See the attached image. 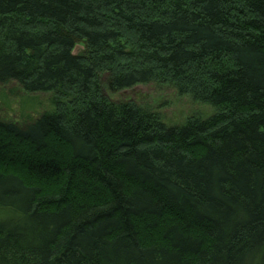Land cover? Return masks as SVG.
Here are the masks:
<instances>
[{
	"label": "trees",
	"instance_id": "trees-1",
	"mask_svg": "<svg viewBox=\"0 0 264 264\" xmlns=\"http://www.w3.org/2000/svg\"><path fill=\"white\" fill-rule=\"evenodd\" d=\"M10 83L0 264H264V0H0ZM150 84L215 113L104 93Z\"/></svg>",
	"mask_w": 264,
	"mask_h": 264
},
{
	"label": "rangeland",
	"instance_id": "rangeland-1",
	"mask_svg": "<svg viewBox=\"0 0 264 264\" xmlns=\"http://www.w3.org/2000/svg\"><path fill=\"white\" fill-rule=\"evenodd\" d=\"M81 50V47H77L74 54ZM104 93L114 102L132 101L159 113L167 126L182 125L189 117L206 119L215 113L210 106L196 103L189 96H179L168 87L154 84L137 86L114 95H110L107 90H104ZM50 96L51 94L42 93L28 95L16 83L2 85L0 86V120L18 122L51 111L53 108L47 102Z\"/></svg>",
	"mask_w": 264,
	"mask_h": 264
}]
</instances>
